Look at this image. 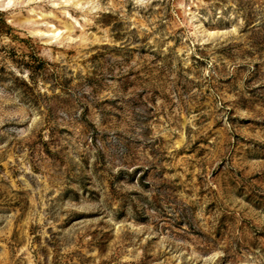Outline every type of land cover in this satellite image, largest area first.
Wrapping results in <instances>:
<instances>
[{"label": "rangeland", "instance_id": "rangeland-1", "mask_svg": "<svg viewBox=\"0 0 264 264\" xmlns=\"http://www.w3.org/2000/svg\"><path fill=\"white\" fill-rule=\"evenodd\" d=\"M63 1L0 10V264H264V0Z\"/></svg>", "mask_w": 264, "mask_h": 264}, {"label": "bare ground", "instance_id": "bare-ground-1", "mask_svg": "<svg viewBox=\"0 0 264 264\" xmlns=\"http://www.w3.org/2000/svg\"><path fill=\"white\" fill-rule=\"evenodd\" d=\"M30 2H38L41 0H29ZM70 0H64L63 2H69ZM13 0H0V10H8L11 7ZM52 7H57V3L53 2ZM70 16V14H68ZM39 21H43L45 16L40 13V15H35ZM43 29V30H42ZM66 29H73V25L68 22L60 23L59 25L53 24L51 21H44V24L39 27H35L33 31L36 35L45 36L44 42L47 44L59 43L60 38H63V34ZM72 31V30H70Z\"/></svg>", "mask_w": 264, "mask_h": 264}]
</instances>
